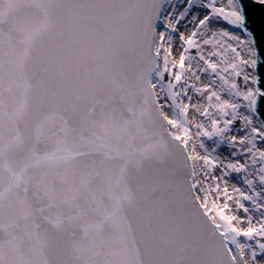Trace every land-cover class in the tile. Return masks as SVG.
Instances as JSON below:
<instances>
[{
  "label": "snow or ice",
  "instance_id": "obj_1",
  "mask_svg": "<svg viewBox=\"0 0 264 264\" xmlns=\"http://www.w3.org/2000/svg\"><path fill=\"white\" fill-rule=\"evenodd\" d=\"M0 264H264V0H0Z\"/></svg>",
  "mask_w": 264,
  "mask_h": 264
}]
</instances>
